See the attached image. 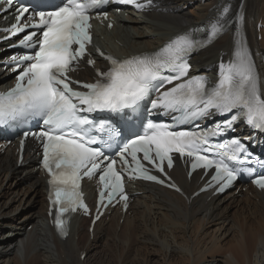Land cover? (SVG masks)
Here are the masks:
<instances>
[{
  "label": "snow or ice",
  "instance_id": "6c2138e0",
  "mask_svg": "<svg viewBox=\"0 0 264 264\" xmlns=\"http://www.w3.org/2000/svg\"><path fill=\"white\" fill-rule=\"evenodd\" d=\"M108 0H36L37 10L21 24L30 6L18 10L12 35L28 28L36 29L23 37L20 44L31 52L13 57L19 71L12 88L0 93V126L18 127L32 120L42 121L43 128L31 133L42 142V167L49 176L50 214L55 212V226L62 237L67 236L66 214L82 209L88 212L80 191L83 177L99 175L102 186L99 204L111 202L119 195L127 207L124 175L165 184V179L151 174L144 162L163 174L173 167L174 154L188 158L191 169H214L208 186L217 185L223 192L243 171L254 176L252 183L264 190V173L257 174L251 166L249 153L239 138L213 142L234 126L243 122L264 132V93L250 51L242 39H237L232 58L219 65V77L214 86L204 77H189V59L221 35L231 23L225 7L220 16L206 28L177 35L159 50L118 59L97 49L108 63L106 70L97 69L92 82L74 80L70 73L78 71L91 44L90 13ZM142 10L153 0H118ZM8 10L14 0H0ZM38 18V19H37ZM201 38H197L199 34ZM88 65L95 60L88 58ZM26 65V66H25ZM165 73H169L165 75ZM173 87L161 91L165 84ZM76 85V87H73ZM151 100L148 115L156 110L163 114L178 113L172 123L145 122V102ZM228 118L207 130H176L178 124L192 123L212 113ZM109 114L93 119V114ZM230 114V115H229ZM143 128L140 134L139 129ZM197 128L199 126L197 125ZM30 133L24 132L27 137ZM130 137V138H129ZM23 146V140L21 141ZM119 150L118 161L105 154V149ZM107 162V163H105ZM264 168V164H261ZM191 175V173H189ZM166 186L180 191L174 184ZM99 219V216H97Z\"/></svg>",
  "mask_w": 264,
  "mask_h": 264
},
{
  "label": "bare ground",
  "instance_id": "6f19581e",
  "mask_svg": "<svg viewBox=\"0 0 264 264\" xmlns=\"http://www.w3.org/2000/svg\"><path fill=\"white\" fill-rule=\"evenodd\" d=\"M190 1L194 0H153L151 12L145 14L144 18L123 22L121 17H114V28L109 31L104 26L95 32L94 41L103 50L118 57L149 54L159 50L177 35L206 28L210 21L217 19L223 9L228 7L227 17L233 23L216 42L192 56V74L213 77L217 64L232 58L239 38L246 44L257 66L256 72L262 79L260 90L264 93V0H204L203 4L198 0L192 13L188 14L186 6ZM259 23L262 29L257 32ZM5 25L4 22L0 23V26ZM258 33L261 35L260 41L256 40ZM156 42L157 45L152 47ZM4 57L0 55V61ZM87 74L91 72L87 71ZM11 84V78L0 70V89ZM35 161L34 153L29 154V151L25 153L24 163L20 165L16 164L13 149L7 148L4 153H0V264H107L95 257L93 250L110 240L116 244L123 242L124 245L128 242L131 246L136 237L138 242L148 247H144L145 253H137L134 258L131 256L129 264H264L263 194L250 189L225 193L215 198L201 195L189 201L188 196L197 188L199 174H194L188 182L180 167L176 166L172 175L187 199L154 186L138 184L131 190L135 195L124 216L116 209L113 210L109 214L112 216L110 225L105 228L104 223L108 217L105 214L91 235L88 225L84 227L85 219L75 217L71 222L69 237L62 241L57 239L45 219L47 205L44 179ZM16 181L26 184L23 198L16 196L17 190L12 191L18 184ZM84 192L87 200L94 199L91 184H84ZM28 193L32 194L29 200L25 199ZM3 198L7 199L3 201ZM32 198H38L35 202L39 204L37 208L19 216V209L28 206ZM235 205H239L237 215L229 219L224 214ZM121 218L124 225L117 235ZM28 223L31 224L29 231L26 227ZM148 223L152 228L142 230ZM212 226H216L217 230L210 236L213 242H207L206 234L202 233ZM230 234L232 241L226 247L228 253H224L225 260L219 259L215 254L225 249V245L220 247V242ZM73 236L77 237V241H70ZM83 254L85 257L80 261ZM10 255H13V259L9 258ZM148 255L153 257L152 260L147 259ZM210 257L211 261L208 260Z\"/></svg>",
  "mask_w": 264,
  "mask_h": 264
},
{
  "label": "rangeland",
  "instance_id": "374dc122",
  "mask_svg": "<svg viewBox=\"0 0 264 264\" xmlns=\"http://www.w3.org/2000/svg\"><path fill=\"white\" fill-rule=\"evenodd\" d=\"M198 3V0H194V1H190V4H188V6H186V10H187V12L186 13H192V11L194 10L193 9V7H195V5ZM200 3L201 4H203L204 3V0H201L200 1ZM193 16H195V14L193 15ZM144 40V39H143ZM157 45V42L154 44V45H151L152 47H154V46H156ZM12 181H14V179H12ZM18 184L16 185V186H14V188H13V190L12 191H15V190H17V194L18 195H16L17 197H19V198H23L24 196H25V185L26 184H24L23 182H20V181H16ZM20 192V193H19ZM242 192H243V190H242ZM32 197V194H27L26 195V197H25V199H27V200H29L30 198ZM41 198V197H40ZM7 198H3L2 200L3 201H5ZM37 199L38 198H35V200L32 198V201L30 202V204L28 205V206H26L24 209H19V211H18V213H19V216H24V215H26L31 209H36L37 208V206L39 205H37V204H35V202L37 201ZM12 205H16V204H12ZM239 206V205H238ZM238 206H234L233 208L231 207V208H229L226 212H225V216H228L229 217V219H231L234 215H237V210H238ZM12 207V206H11ZM13 208V207H12ZM235 211V212H234ZM153 213V212H152ZM235 213V214H234ZM151 217V216H150ZM153 217H155V216H152V218ZM133 218V215L131 216V219ZM112 219V216L111 215H108V217L106 218V222L104 223V227L105 228H107L109 225H110V221L109 220H111ZM153 219H155V218H153ZM196 219H198V217L196 218ZM152 222V221H151ZM154 222V225L155 226H157V223H156V220H154L153 221ZM118 228H117V230H116V234L118 235L120 232H121V230H122V226L124 225L123 224V219L121 218L119 221H118ZM88 225V220L87 219H85V221H84V227H86ZM144 225V224H143ZM159 225V224H158ZM27 230L29 231L30 229H31V224H27ZM144 227V228H143ZM142 227V230L143 229H145V228H148V229H150V227L152 228V226H149V223L147 224V227H146V225H144ZM215 230H217L216 229V226H212V227H210L208 230H204L203 231V233H202V235H204V234H206V238H208L207 239V242H213V240H212V237H210V236H212V235H214V234H212V233H214V231ZM232 234H230L229 236H227V238L225 239V240H223V241H221L220 242V247H224V245H225V249H221V250H219V251H217V254H215V256L217 257V258H219V259H223V260H225V257H226V255L224 254V253H228L227 252V250H226V247L227 246H230V243H231V239H232V236H231ZM72 239V240H71ZM70 239V241H77V237H75V236H73L72 238ZM138 240V238L136 237L135 239H133V242H132V244H131V246H129V244H128V242H127V244L126 245H124V243L122 242V243H120V244H116L115 243V241L114 240H110V241H108V243L107 244H103V245H101L100 247H98L96 250H93V252H92V254H94L95 255V257H97L99 260H101V261H104V262H106L107 264H129L130 263V261H131V259H132V257L133 256H135L137 253H139L140 255H141V253H145L146 251H144V250H146L145 248H147L148 247V245H144L143 243H141V242H138L137 241ZM112 243V244H111ZM115 244H116V246H115ZM223 244V245H222ZM110 245H111V248H110ZM114 245V246H113ZM142 245V246H141ZM109 247V248H108ZM123 247H125V248H123ZM145 247V248H144ZM107 248V249H106ZM126 248H128V249H126ZM101 249V250H100ZM113 249H114V251H113ZM116 249V250H115ZM120 249V250H119ZM136 250V252H135V250ZM106 250V251H105ZM122 250V251H121ZM127 250H129V251H127ZM124 251V252H123ZM127 251V252H126ZM131 251V252H130ZM100 252H102V253H100ZM120 252V253H119ZM121 252H123V253H121ZM219 252V253H218ZM38 253V252H37ZM107 253V254H106ZM117 253V254H116ZM130 253V254H129ZM105 256H104V255ZM122 254V255H121ZM132 254V255H131ZM112 257H111V256ZM119 255H121V256H119ZM108 256V257H107ZM114 256V257H113ZM116 256V257H115ZM125 256V257H124ZM128 256V257H127ZM132 256V257H131ZM13 257V255H10L9 256V258L10 259H13L12 258ZM105 257V258H104ZM121 259H120V258ZM101 258V259H100ZM119 258V259H118ZM131 258V259H130ZM134 258V257H133ZM152 256L151 255H148L147 256V259L148 260H152ZM110 259V260H109ZM118 260V262L116 261V260ZM126 259V260H125ZM130 259V260H129ZM211 259H212V257H210L208 260H210L211 261ZM112 260V261H111ZM115 260V261H114ZM121 260V261H120ZM80 261H83L82 259L80 260ZM129 261V262H128ZM115 262V263H114ZM126 262V263H125Z\"/></svg>",
  "mask_w": 264,
  "mask_h": 264
}]
</instances>
